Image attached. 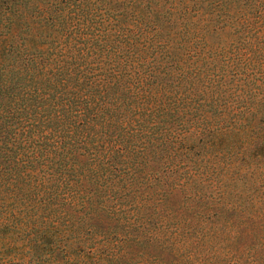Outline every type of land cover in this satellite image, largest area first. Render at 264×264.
I'll use <instances>...</instances> for the list:
<instances>
[{
	"label": "trees",
	"instance_id": "trees-1",
	"mask_svg": "<svg viewBox=\"0 0 264 264\" xmlns=\"http://www.w3.org/2000/svg\"><path fill=\"white\" fill-rule=\"evenodd\" d=\"M263 158L264 0H0V264H259Z\"/></svg>",
	"mask_w": 264,
	"mask_h": 264
},
{
	"label": "rangeland",
	"instance_id": "rangeland-1",
	"mask_svg": "<svg viewBox=\"0 0 264 264\" xmlns=\"http://www.w3.org/2000/svg\"><path fill=\"white\" fill-rule=\"evenodd\" d=\"M235 190L236 194L232 198L231 195L227 197V203L234 202L238 205L234 210H227L226 216H232L239 210H244V214L248 211L253 218L251 229H254V236L250 238L249 235L240 233V236L236 241L233 242V247L240 250V260L241 263L249 262L251 260L250 248L252 247L253 253L256 251V261L260 264V261L264 263V158L260 160H255L248 168L244 165L238 168V172L234 173ZM224 222V220H221ZM223 227V226H221ZM211 235L214 231L218 233V241L215 246L209 251L204 252L207 257H205V264L212 259L209 258L213 254H216L219 260V264H235L234 255L229 247L230 237L232 235V230L224 225L223 229H201Z\"/></svg>",
	"mask_w": 264,
	"mask_h": 264
}]
</instances>
